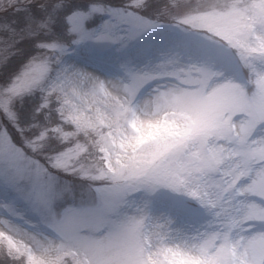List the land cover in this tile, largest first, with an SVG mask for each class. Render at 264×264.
I'll list each match as a JSON object with an SVG mask.
<instances>
[{
    "label": "clouds",
    "instance_id": "9594fccd",
    "mask_svg": "<svg viewBox=\"0 0 264 264\" xmlns=\"http://www.w3.org/2000/svg\"><path fill=\"white\" fill-rule=\"evenodd\" d=\"M0 264H264V0H0Z\"/></svg>",
    "mask_w": 264,
    "mask_h": 264
}]
</instances>
